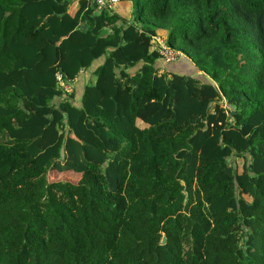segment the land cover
Segmentation results:
<instances>
[{
    "label": "trees",
    "instance_id": "1",
    "mask_svg": "<svg viewBox=\"0 0 264 264\" xmlns=\"http://www.w3.org/2000/svg\"><path fill=\"white\" fill-rule=\"evenodd\" d=\"M71 3L0 0V264H264V0Z\"/></svg>",
    "mask_w": 264,
    "mask_h": 264
},
{
    "label": "built area",
    "instance_id": "2",
    "mask_svg": "<svg viewBox=\"0 0 264 264\" xmlns=\"http://www.w3.org/2000/svg\"><path fill=\"white\" fill-rule=\"evenodd\" d=\"M91 5L95 6V11L107 10L113 7L114 4L118 2V0H88ZM155 43V51L156 53L165 61L169 62L174 60L175 58H179L181 54L169 50L162 39L154 38ZM57 87L61 92L62 97L65 95L71 94L73 92V82L72 80H66L61 75L56 76Z\"/></svg>",
    "mask_w": 264,
    "mask_h": 264
},
{
    "label": "crops",
    "instance_id": "3",
    "mask_svg": "<svg viewBox=\"0 0 264 264\" xmlns=\"http://www.w3.org/2000/svg\"><path fill=\"white\" fill-rule=\"evenodd\" d=\"M78 0H71V10L74 9V7L76 6V2ZM98 65L101 64V62H97ZM98 65H93V68L92 69H89L88 71H83L84 73L81 75H78V77L76 78V82L74 83V89H75V101L74 103L76 105H79V100H80V97L82 95V92H83V89L85 87V85L90 81V76L89 74L93 72V70L98 66ZM174 71H177L179 74H183L185 73V71H191L193 70L194 73H196V69L194 67V65L186 60V59H182L181 57L179 58L178 60V63L176 64V66L174 68H172Z\"/></svg>",
    "mask_w": 264,
    "mask_h": 264
},
{
    "label": "rangeland",
    "instance_id": "4",
    "mask_svg": "<svg viewBox=\"0 0 264 264\" xmlns=\"http://www.w3.org/2000/svg\"><path fill=\"white\" fill-rule=\"evenodd\" d=\"M160 57V56H159ZM178 59L177 58H175L174 60H172V61H169V62H165L161 57H160V61H159V67L162 69V70H167V71H170V69H169V67L168 66H173L174 64H177L178 63V61H177ZM93 67H91L90 69H92ZM89 70V69H88ZM87 70V71H88ZM133 71H135L134 69L133 70H131V72H133ZM85 72V71H84ZM84 72H81L82 74L84 73ZM81 73L79 74V75H81ZM185 74H186V76L188 75H191V76H193V77H196V78H200L201 79V75L199 74V73H194V71L193 70H191V71H185ZM89 76H90V81L91 82H94L95 81V76H94V74L93 73H90L89 74ZM205 80H207V79H205ZM203 81H204V79H203ZM72 82H73V88H74V83L76 82V79L75 80H72ZM74 90V93H75V89H73ZM75 98V97H74ZM74 101H75V99H74ZM222 103L224 104V107H225V101L224 100H222ZM47 180L49 181V182H53V181H69V182H76V180H77V178L75 177V176H69V175H63V174H58V173H56V172H52V173H48L47 174Z\"/></svg>",
    "mask_w": 264,
    "mask_h": 264
},
{
    "label": "water",
    "instance_id": "5",
    "mask_svg": "<svg viewBox=\"0 0 264 264\" xmlns=\"http://www.w3.org/2000/svg\"><path fill=\"white\" fill-rule=\"evenodd\" d=\"M98 62V61H97ZM97 62H94L92 65H94L95 63V65H98V63ZM162 242H164V238L162 239Z\"/></svg>",
    "mask_w": 264,
    "mask_h": 264
}]
</instances>
